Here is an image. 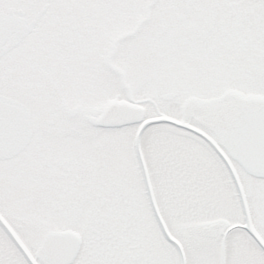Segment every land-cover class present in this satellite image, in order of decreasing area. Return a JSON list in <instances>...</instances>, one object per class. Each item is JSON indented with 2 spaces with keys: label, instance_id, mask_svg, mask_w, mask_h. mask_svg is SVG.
I'll use <instances>...</instances> for the list:
<instances>
[{
  "label": "snow or ice",
  "instance_id": "1",
  "mask_svg": "<svg viewBox=\"0 0 264 264\" xmlns=\"http://www.w3.org/2000/svg\"><path fill=\"white\" fill-rule=\"evenodd\" d=\"M0 264H264V0H0Z\"/></svg>",
  "mask_w": 264,
  "mask_h": 264
}]
</instances>
